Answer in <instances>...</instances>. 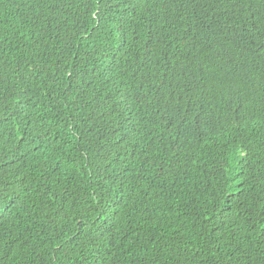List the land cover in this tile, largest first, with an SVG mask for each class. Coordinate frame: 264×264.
<instances>
[{
    "label": "trees",
    "instance_id": "16d2710c",
    "mask_svg": "<svg viewBox=\"0 0 264 264\" xmlns=\"http://www.w3.org/2000/svg\"><path fill=\"white\" fill-rule=\"evenodd\" d=\"M0 264H264V0H0Z\"/></svg>",
    "mask_w": 264,
    "mask_h": 264
}]
</instances>
